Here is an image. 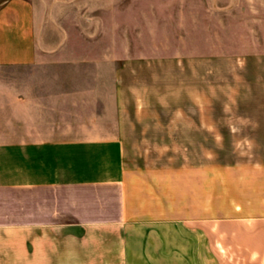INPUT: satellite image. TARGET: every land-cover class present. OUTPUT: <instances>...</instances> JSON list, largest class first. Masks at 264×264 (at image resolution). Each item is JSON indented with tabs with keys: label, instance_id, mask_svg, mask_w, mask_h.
Masks as SVG:
<instances>
[{
	"label": "rangeland",
	"instance_id": "rangeland-1",
	"mask_svg": "<svg viewBox=\"0 0 264 264\" xmlns=\"http://www.w3.org/2000/svg\"><path fill=\"white\" fill-rule=\"evenodd\" d=\"M48 1L47 85L77 90L83 111L119 131L133 257L264 264V242H242L240 225L257 213L249 192L264 190L258 0Z\"/></svg>",
	"mask_w": 264,
	"mask_h": 264
},
{
	"label": "crops",
	"instance_id": "crops-1",
	"mask_svg": "<svg viewBox=\"0 0 264 264\" xmlns=\"http://www.w3.org/2000/svg\"><path fill=\"white\" fill-rule=\"evenodd\" d=\"M253 8L251 27L264 33L257 18L264 0ZM51 9L58 6L48 0H0V72L9 73L0 76V264H139L127 240L119 131L83 111L77 90L47 85L45 63L54 55L45 53L43 30ZM263 192H249L257 213L240 219L242 242H264Z\"/></svg>",
	"mask_w": 264,
	"mask_h": 264
}]
</instances>
